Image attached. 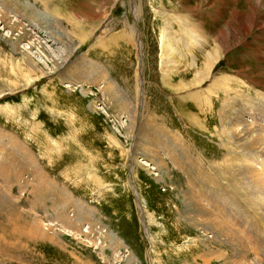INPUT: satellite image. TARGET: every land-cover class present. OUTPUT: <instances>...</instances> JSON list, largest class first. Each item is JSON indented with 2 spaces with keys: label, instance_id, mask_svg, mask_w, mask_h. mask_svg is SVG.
<instances>
[{
  "label": "rangeland",
  "instance_id": "rangeland-1",
  "mask_svg": "<svg viewBox=\"0 0 264 264\" xmlns=\"http://www.w3.org/2000/svg\"><path fill=\"white\" fill-rule=\"evenodd\" d=\"M226 95L264 115V0H0V218L39 228L0 264H264V133Z\"/></svg>",
  "mask_w": 264,
  "mask_h": 264
},
{
  "label": "bare ground",
  "instance_id": "bare-ground-1",
  "mask_svg": "<svg viewBox=\"0 0 264 264\" xmlns=\"http://www.w3.org/2000/svg\"><path fill=\"white\" fill-rule=\"evenodd\" d=\"M1 24L3 25V28L4 27H7V28H9V29H12L11 27H9V24L7 23V22H5L4 21V19H1ZM8 24V25H7ZM179 25H180V31H181V33H182V40H186L185 42H184V46L180 43L181 42V40H178V39H176L174 36H171V35H169V37H165V40H167L170 44V48H172V50H174L176 47H177V44H178V47H179V45L182 47V48H187V46L188 45H193V46H197L196 47V49L197 48H201L203 45H204V42L205 41H203V40H200L199 39V42H197L196 41V44L194 45L193 43H190V40H193V39H195V40H197L195 37H194V35H192L188 30H187V28L184 26L185 25V23L183 22V23H179ZM183 38H185V39H183ZM14 44H16V43H14ZM164 49V48H163ZM188 51V50H187ZM215 58V57H214ZM207 59H209V60H211L212 59V54L210 53V54H208V57H207ZM217 62V58H215V60L213 61V63H211V64H207V74H206V76L205 77H203V79H201L200 80V86H201V82L206 78V77H208L209 76V74H210V72H211V70H212V66L214 67V64ZM208 63V62H207ZM212 74V73H211ZM212 77V76H211ZM194 84H190V85H188L187 86V88L186 89H190L191 87H194L193 86ZM185 86V85H184ZM208 87V89H210V88H213V89H220V91H222L224 94L225 93H227L226 92V90H224V89H226L225 87V81H224V79H222V77H220V76H218V77H215V75H214V77H212L211 78V83L207 86ZM244 97L243 98H239V100H238V104L235 106V107H237L236 109H238L239 110V117H241V113L243 112L244 113V115H250V116H248L249 117V119L250 120H247V119H243V123H241V124H238L236 121H234V116H235V112H233L234 110L232 109V107H231V102H229V101H231L230 99H228V95H226L225 96V98L223 99V102L221 103V107H220V111H222L221 113H220V117H219V122L221 123V125L222 126H225L224 125V123H225V120H227V119H231V122H230V125H229V127H227L228 128V130L229 131H231L232 132V129H234V127L236 126V125H240V126H242V128H243V134L244 135H246V136H249V138H250V142H251V144L249 145V147L250 148H252V149H254L257 145L255 144V139L256 138H252L253 136H254V133L255 132H260V133H264V124H261L262 122H264V115H263V113H261V114H254V112H252V111H256V110H252V107L251 106H249L248 104H246V103H244ZM263 99V101H264V98H262ZM240 100H242V103H244L245 104V108H242L241 106H240ZM247 100H249V99H247ZM261 101V100H260ZM262 101V102H263ZM245 102H247V101H245ZM248 103H250V102H248ZM264 103V102H263ZM243 106V105H242ZM257 108V107H256ZM255 108V109H256ZM257 110H261V108L259 109V108H257ZM262 111V110H261ZM255 115V117L254 116H252V115ZM259 116V117H258ZM257 120H259V122L257 121ZM261 122V123H260ZM239 126V127H240ZM238 129V128H237ZM224 134V132L223 133H220V134H216L217 135V137H219L220 135H223ZM240 135V134H239ZM232 138V137H231ZM251 149V150H252ZM259 149V152H261L262 151V153H263V150H264V145L263 146H258V147H256L255 148V150L253 151V152H257V150ZM226 159V158H225ZM254 159V158H253ZM142 163H141V166H144V167H147V166H149L150 164L147 162V161H141ZM226 167V166H225ZM152 169H154V168H152ZM197 170V169H196ZM251 170H253V171H250L249 169L247 170L248 171V173L250 174V173H252V172H254V169L253 168H251ZM230 172V171H229ZM229 172H227L228 174H229ZM205 173V170L204 169H202V175ZM214 173V172H213ZM200 174V175H201ZM35 175V174H34ZM213 175V174H212ZM212 175H211V178L212 179H216V178H213L212 177ZM198 177V176H197ZM214 177H216L215 175H214ZM227 179V178H226ZM199 191V190H198ZM201 191V190H200ZM204 193H206L205 191H203ZM211 195V194H210ZM210 201H211V197L210 196H208L207 197ZM213 201H215V200H213ZM3 203V202H2ZM5 203V202H4ZM9 204V203H8ZM207 204V203H206ZM7 206V205H6ZM194 206V205H193ZM217 206V205H216ZM139 207V206H138ZM140 208H141V210L142 209H144V205H143V202L141 203V200H140ZM193 208H195L196 210H198V213H200L201 215H204L205 216V219H206V221L214 228V230H216L217 232H220V233H227V232H229L230 230H227L226 229V231H225V228H223L221 225H220V223L217 221V220H215L216 219V216L213 214V213H209V212H205V214H204V211H202L200 208H201V205H198V204H196V206H194ZM202 209H203V207H202ZM8 210V209H7ZM10 210V209H9ZM8 210V211H9ZM215 210V209H214ZM226 210V209H225ZM197 212V211H196ZM12 213V212H11ZM9 214V213H8ZM228 214V213H227ZM4 215V217L2 216V218H0V231H1V235H0V256H3V255H5L6 253H7V251H8V249L9 248H11V247H14V249L15 250H17V249H20V247H21V245L19 244V240H20V238H35V236L38 234V229L39 228H37V227H33V226H29L28 224L27 225H22V224H19V223H17V222H13V220L12 221H10V218L9 217H7L5 214H3ZM225 215V214H224ZM24 218H26V217H24ZM17 219V218H16ZM15 219V220H16ZM20 219V218H19ZM1 220H3V221H1ZM237 220V219H236ZM23 221V220H22ZM3 223V224H2ZM30 224V223H29ZM44 224H47V225H49V226H51V225H54L52 222H47V223H44ZM98 228L100 229V231H101V229H103L102 227H100V226H98ZM86 230H87V232H89V235H87V237H90V239H94V238H96L97 237V239H100V240H102L103 238H104V230L103 231H101V234L100 233H98V235H95L94 234V232H93V229H92V227L91 226H89V225H87L86 226ZM89 230H92V231H89ZM259 231V230H258ZM98 232V231H97ZM213 232V231H212ZM231 232V231H230ZM216 233V232H215ZM214 233V234H215ZM40 235V234H39ZM101 235V236H100ZM44 236V235H43ZM42 236V237H43ZM95 236V237H94ZM5 237H9V238H11V239H14V240H16V241H18V243L17 244H14V246H13V242L12 243H9L8 241H10V240H6V239H4ZM29 239H27V241H28ZM16 243V242H15ZM19 251V250H18ZM15 262V261H14ZM16 264H18V263H16Z\"/></svg>",
  "mask_w": 264,
  "mask_h": 264
},
{
  "label": "built area",
  "instance_id": "built-area-1",
  "mask_svg": "<svg viewBox=\"0 0 264 264\" xmlns=\"http://www.w3.org/2000/svg\"><path fill=\"white\" fill-rule=\"evenodd\" d=\"M81 231H83V230H85V228H86V226H87V224L86 225H84L83 223H81ZM93 229V232H94V234L95 235H98V233H100L101 234V231H103V229H101V231H100V229L98 228V226L97 227H95V228H92ZM98 231V232H97ZM87 235H89V233H87ZM102 235V234H101ZM100 235V236H101Z\"/></svg>",
  "mask_w": 264,
  "mask_h": 264
}]
</instances>
